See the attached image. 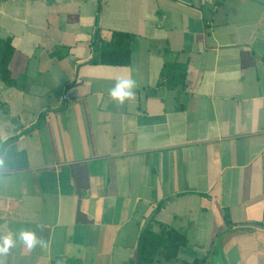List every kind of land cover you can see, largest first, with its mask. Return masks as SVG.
I'll list each match as a JSON object with an SVG mask.
<instances>
[{"label":"crops","instance_id":"1","mask_svg":"<svg viewBox=\"0 0 264 264\" xmlns=\"http://www.w3.org/2000/svg\"><path fill=\"white\" fill-rule=\"evenodd\" d=\"M0 40L4 264H137L162 228L187 246L152 264H264V0H0Z\"/></svg>","mask_w":264,"mask_h":264},{"label":"trees","instance_id":"2","mask_svg":"<svg viewBox=\"0 0 264 264\" xmlns=\"http://www.w3.org/2000/svg\"><path fill=\"white\" fill-rule=\"evenodd\" d=\"M13 55L12 44L9 41L0 40V76L6 83L9 82V65ZM100 58L102 63L110 66L129 65L131 61L130 36L115 33L112 41L103 46ZM186 246V237L174 230L162 228L157 233L152 229H145L138 245L137 264H152L159 256L168 262L175 260L180 250Z\"/></svg>","mask_w":264,"mask_h":264},{"label":"clouds","instance_id":"3","mask_svg":"<svg viewBox=\"0 0 264 264\" xmlns=\"http://www.w3.org/2000/svg\"><path fill=\"white\" fill-rule=\"evenodd\" d=\"M137 83L132 78H119L115 81L114 85L109 89V96L117 104L123 105L135 96V89ZM18 239L28 248L34 249L38 245L46 247V242L37 238L36 234L32 231L23 230L18 234ZM15 239L13 234H0V264H4V259L9 251L15 246Z\"/></svg>","mask_w":264,"mask_h":264}]
</instances>
